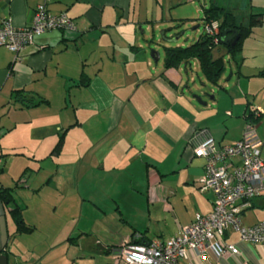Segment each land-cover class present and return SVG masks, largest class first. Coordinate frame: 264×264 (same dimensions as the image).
<instances>
[{"label": "crops", "instance_id": "1", "mask_svg": "<svg viewBox=\"0 0 264 264\" xmlns=\"http://www.w3.org/2000/svg\"><path fill=\"white\" fill-rule=\"evenodd\" d=\"M237 1L246 6L247 0H204L202 12L217 6L245 26L252 13L238 18ZM43 3L0 0V24L28 26ZM188 3L49 0L47 11L65 13L75 32L48 31L17 59L0 47V189L12 199L0 200L7 264H124L114 258L124 244L139 236L141 244L163 243L196 214L211 213L213 194L198 191L204 161L193 156V138L204 132L217 145L235 143L248 107L264 109V2L238 65L231 63L224 85L218 82L223 94L212 92L211 103L201 98L204 105L191 98L196 62L165 68L146 48L159 31L189 22L176 16ZM18 92L35 106L22 107ZM223 112L230 116L222 133ZM251 120L264 161V115ZM14 209L31 231L19 230ZM240 220L244 227L264 221V200H252ZM224 241L239 255L208 253L202 261L189 252L180 264H264V246L240 242L232 230Z\"/></svg>", "mask_w": 264, "mask_h": 264}, {"label": "built area", "instance_id": "2", "mask_svg": "<svg viewBox=\"0 0 264 264\" xmlns=\"http://www.w3.org/2000/svg\"><path fill=\"white\" fill-rule=\"evenodd\" d=\"M49 0L39 5L28 26L17 28L11 21L0 24V47L13 53L15 59L24 48L33 45L36 37L48 31L75 32L74 22L65 14L53 15L46 9ZM203 33L218 43L219 23H203ZM249 121L242 138L230 145H217L204 132L194 136L193 156L204 161L198 191L214 196L212 211L206 216L196 214L191 224L179 230L169 240L142 244L126 243L116 253L115 260L124 264H180L188 253H196L205 261L208 253L215 258L239 255L235 245L224 241L232 230L240 242L264 246V221L242 226L241 213L252 200H264V161L261 140L251 119L264 115V109L248 107ZM239 160L238 164L234 160ZM1 171V161H0Z\"/></svg>", "mask_w": 264, "mask_h": 264}, {"label": "trees", "instance_id": "3", "mask_svg": "<svg viewBox=\"0 0 264 264\" xmlns=\"http://www.w3.org/2000/svg\"><path fill=\"white\" fill-rule=\"evenodd\" d=\"M212 21H217L219 23V35L218 43L215 44L213 38L207 36L203 33L199 38L190 46H176L170 48H164V66L165 68H179L184 67L186 69L188 66L191 67L193 62H196L198 69L203 78L212 85H218V82L221 78V75L225 71L224 60L214 59L212 56V50L217 45H221L222 34L225 30H237L239 34V41L233 47H224L227 51L228 61L238 65L237 55L241 51L242 44L252 33L253 28L261 24V15L251 14L249 16L248 24L242 25L241 22L235 18L231 11L225 10L219 7L210 6L203 12L202 26L203 23H209ZM180 27L177 25L175 28ZM15 100L17 99L20 102L22 107L28 108L30 106H35L32 101H24L23 96H20V92L14 96ZM0 200L8 205L11 203L12 199L10 196V190H1L0 189ZM12 216L14 217L15 222L19 225V230L24 229V232L31 231L30 228H26L22 225L21 217L17 209L11 211ZM139 236L138 240L131 244H141L142 238ZM140 238V239H139Z\"/></svg>", "mask_w": 264, "mask_h": 264}, {"label": "rangeland", "instance_id": "4", "mask_svg": "<svg viewBox=\"0 0 264 264\" xmlns=\"http://www.w3.org/2000/svg\"><path fill=\"white\" fill-rule=\"evenodd\" d=\"M222 1V0H220ZM247 0L246 6L243 5V2L237 1V7L238 9L235 10V14L238 18H241V20L246 19L250 13L257 14L262 7V0ZM204 0H191V3H188L183 9L176 12V16H185L187 19H189V22H185L184 24H180V27L175 28L174 30L171 29V31H165L164 37L168 40L175 39L178 37V34L182 33V35L178 38L175 42H164L162 40L161 32L159 31L155 37L154 41H151L146 44V48L149 47L151 49L150 52L154 51L159 54L160 63L164 60V48H170V47H176V46H183L187 47L193 44L199 36L202 34V19H203V8ZM207 4V2H206ZM209 4V2H208ZM173 28V27H172ZM177 33V34H176ZM176 34V35H175ZM212 56L214 59H223L225 63V72L221 77L220 84H225V79H227L230 75V70L232 69V64L230 61L226 60L227 58V51L226 48L217 45L212 50ZM192 66L193 63H192ZM190 78H192V81L190 83V90H191V98L196 102V104L204 105V101H200V99L206 100V102L211 103V97L215 95H221L223 94V91L219 88V85H212L204 83V78L199 72V69L195 68L193 71L190 72ZM203 90V93L200 95L201 97H197L198 94L196 93L199 89ZM213 92V94H212ZM229 102L228 98L223 96L219 100V105L225 106ZM207 117H209V112L206 111ZM227 116H230L227 114ZM225 113L223 112V121L222 125L219 123L220 127L219 129L222 130V133L225 132L224 125L227 123L229 117H227ZM213 120V119H211ZM23 182H27L28 178L23 179ZM145 218V217H144ZM144 218H140V220H144Z\"/></svg>", "mask_w": 264, "mask_h": 264}, {"label": "water", "instance_id": "5", "mask_svg": "<svg viewBox=\"0 0 264 264\" xmlns=\"http://www.w3.org/2000/svg\"><path fill=\"white\" fill-rule=\"evenodd\" d=\"M165 31L161 32L162 40L164 42H175L178 38L182 35V33L178 34V37L175 39L168 40L164 37ZM239 41V34L237 30H225L222 34L221 38V45L224 47H231L233 48ZM151 59L154 63L159 61V54L157 52H151ZM0 264H7V258L4 255H0Z\"/></svg>", "mask_w": 264, "mask_h": 264}]
</instances>
